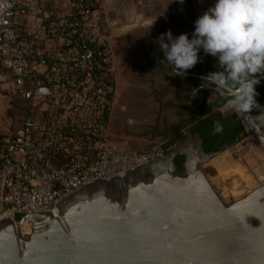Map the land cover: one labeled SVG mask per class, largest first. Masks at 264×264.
I'll use <instances>...</instances> for the list:
<instances>
[{
  "label": "water",
  "instance_id": "water-1",
  "mask_svg": "<svg viewBox=\"0 0 264 264\" xmlns=\"http://www.w3.org/2000/svg\"><path fill=\"white\" fill-rule=\"evenodd\" d=\"M172 1L184 25L173 35L194 29L189 1ZM238 117L237 141L250 133L264 153V106ZM228 147L205 152L188 130L163 157L59 199L57 216L39 210L0 220V264H264V183L225 204L203 170Z\"/></svg>",
  "mask_w": 264,
  "mask_h": 264
},
{
  "label": "built area",
  "instance_id": "built-area-1",
  "mask_svg": "<svg viewBox=\"0 0 264 264\" xmlns=\"http://www.w3.org/2000/svg\"><path fill=\"white\" fill-rule=\"evenodd\" d=\"M19 1L0 0V66L11 76L9 82L13 88L10 91L22 87L28 73H45L54 83V88L36 82L32 89L23 93L24 97L30 101L33 109L42 111L49 110L46 106L52 103L54 107L65 106L60 102L65 100L62 96L66 92L55 95L61 96L60 101L52 100L55 97L53 93L60 86L61 73L63 75L67 69L76 68L86 74L81 91H91L97 96L95 100L81 98L79 102L75 95L70 101L72 107L75 106L71 108L72 120L83 129H89L92 136H105L107 123L91 124L89 118L91 113H101L99 107H104L101 95L113 88L111 72L100 76L92 74L95 51L90 43L99 38L91 17L98 0H56L58 10L63 13H54L56 18L48 23L42 36L21 29L22 18L28 14L30 7L26 1L22 0V4ZM190 1L195 12L200 13L215 2ZM71 35H74L75 46L65 52L63 46L71 42ZM48 58L56 61L50 70L46 62ZM82 103L84 105L79 108ZM233 111L238 115L239 112ZM61 119L62 122L63 116ZM58 126L55 122L47 124V121L29 115L22 128L4 141V148L0 151V220H13L16 212H58L56 206L59 199L94 182V179L109 180L115 175L123 176L126 170L159 159L166 153L162 144H152L140 151L119 152L108 139H104L96 146L93 161L78 156L71 164L55 165L49 162L48 156L52 150L63 145L57 132ZM255 143V137L246 133L237 141L236 149L240 151ZM74 146L71 149L73 153L78 149V142Z\"/></svg>",
  "mask_w": 264,
  "mask_h": 264
},
{
  "label": "rangeland",
  "instance_id": "rangeland-1",
  "mask_svg": "<svg viewBox=\"0 0 264 264\" xmlns=\"http://www.w3.org/2000/svg\"><path fill=\"white\" fill-rule=\"evenodd\" d=\"M106 5L108 13L111 14L110 19H114L115 24L112 22L111 28L99 27L98 38L102 42H106L107 46H110L108 50L113 52L114 56H118L120 61L123 60L121 57L124 55L126 57L147 55L149 50L146 45H154V41L157 40L160 34L166 32V28L175 33L184 27L182 21L172 20L177 15L172 0H108ZM109 10L113 12L111 13ZM196 13L197 16L203 14L199 11H196ZM101 17L105 19L104 15ZM100 22L104 23L101 20ZM192 31L187 33L190 34ZM181 33H185V31L179 34ZM131 42H139V44L134 46ZM121 51L124 54L120 55ZM5 75V79L9 82L11 76L8 71ZM5 75L0 72V77ZM124 76L125 79L128 78L129 73L127 75L125 73ZM136 76V80L130 81L126 85L129 88L132 86V89L136 91H141L143 97L154 99L156 110L153 112H155L158 124H160V121L165 123L166 119L176 122V119L186 112L178 111L174 107L177 104L175 100L176 91L167 90L172 86L169 83L171 76L166 75L163 77L160 73L153 75L149 72H141ZM150 76L151 79L149 80ZM0 83L2 84L3 81L0 80ZM176 86H185L187 88V84L182 82L173 84L174 88ZM153 88L156 91H151ZM160 89H163L165 93L163 104L161 103L162 91H158ZM1 91H5L7 94L0 93V149L3 147L4 141L18 131L22 125L23 116L20 108L21 102H13L14 96L9 89H1ZM183 92L187 93V91ZM168 96L171 97L172 103H168L166 99ZM212 96L213 93L211 91L205 90L204 93H200L199 100L208 99ZM180 102L186 104L182 97ZM225 106H227V103ZM219 111L228 113L233 111V109L224 107L220 108ZM186 113L184 121L187 122L191 117ZM153 144H162V142ZM236 146L237 142L225 149L224 153L218 154L219 156L223 155L220 159L214 156L213 159H210L203 166V170L211 185L225 204L233 202L246 194V192L264 183V153L259 145L255 143L244 147L240 151L236 149ZM218 155L216 156L218 157ZM224 157L228 160H224ZM214 159H218L217 166L224 168L222 171H211L213 169L211 164L214 163L212 162Z\"/></svg>",
  "mask_w": 264,
  "mask_h": 264
},
{
  "label": "trees",
  "instance_id": "trees-1",
  "mask_svg": "<svg viewBox=\"0 0 264 264\" xmlns=\"http://www.w3.org/2000/svg\"><path fill=\"white\" fill-rule=\"evenodd\" d=\"M191 3L190 0H188ZM191 5L190 9V16L192 20H196L198 18L195 10ZM176 17V18H175ZM172 20H180L181 19L176 15ZM193 30L190 28L189 30L185 31V33ZM166 31L168 29L166 28ZM180 35V34H178ZM177 35V36H178ZM74 35H71L69 44H65L63 46V50L67 52L70 49H73L75 46V41L73 40ZM92 48L94 49L95 53V64L93 75L100 76L103 73L110 74L111 71V63L109 61V54L107 47L104 42L100 40H95L94 42L90 43ZM162 53V52H161ZM163 57V54H162ZM200 61L190 70H187L188 73H194L202 76H207L210 72L219 70L215 65L217 61L214 57L206 56L201 51L200 53ZM48 63V70L55 64V59L48 58L46 59ZM1 73H7L6 70H3ZM256 76L260 75L255 74ZM86 77L85 73L78 71L76 68L74 69H67L63 75L61 73L60 78V86L55 89L53 95H58L59 93L66 92L62 98L65 99L64 101L60 102L61 104H65V106L60 107L59 105L54 107L52 111L50 110H38L33 109L30 101L26 99L23 93L29 89H32L36 82H40L42 85L53 87V82L49 80L44 74H36L33 72L28 73L27 77L24 79V84L22 87L17 88L14 91H10L13 96V102H21L20 108L22 110V125L18 129V131L22 128L24 120L27 116L33 115L34 117H39L43 121H47V124L51 122H55L58 124L57 132L61 135V140L63 142L62 147L59 149H54L50 152L48 156V160L50 163L55 165H64V164H71L72 160L78 156L86 157L87 161H93L94 156L96 154L99 142L107 139L106 135H98L92 136L89 129H83L78 123L72 120V111L75 106L72 107L71 102L72 98L76 95L79 99V102L82 99H91L95 100L96 94L91 93V91L83 92L81 91L82 82ZM178 83L182 82L187 84V87L191 88L194 87L196 90L195 95L193 97L192 106L194 109L195 115H197L200 119L192 124L188 129L192 134L197 133L203 141V149L205 152L216 151L224 146H231L236 143L239 135L243 132V125L241 120L239 119L238 115L234 111H230L228 113H222L219 111V108L228 102L229 97H225L221 93H218L213 90H208L213 93V96L199 100L200 93H204L206 89L198 88L202 85H207V82H203L201 79L192 78V77H182V76H175ZM110 85V83H109ZM111 87V85H110ZM214 87V86H213ZM66 90V91H63ZM256 96L255 101L250 104V108L254 113H258L261 108L264 106V81L259 83L255 87ZM2 94H7L5 91H1ZM10 93V94H11ZM104 100V107H99L100 114L90 115V123L97 124L105 121L107 123L108 112L112 103L113 99V88L111 87L110 91L105 92L101 95ZM60 101L61 96L53 97L52 100ZM53 104V103H52ZM82 105L78 106L81 108ZM79 110V109H78ZM95 110V109H94ZM190 117H193V113L188 111ZM61 116H63V121L61 122ZM190 121V119L188 120ZM219 121V123L223 126L221 132L213 133V122ZM61 122V123H60ZM186 121H182L185 123ZM86 130L88 132H86ZM182 136L179 134L169 140L167 143H162V147L165 152H168L172 146L176 143V141ZM78 142V149L73 150L74 153L71 151L75 146V143ZM3 147L0 149L3 150ZM67 149L68 151H65ZM79 158V159H81ZM183 160L182 156H176L175 162L177 165L180 166ZM18 219V217H16Z\"/></svg>",
  "mask_w": 264,
  "mask_h": 264
},
{
  "label": "clouds",
  "instance_id": "clouds-1",
  "mask_svg": "<svg viewBox=\"0 0 264 264\" xmlns=\"http://www.w3.org/2000/svg\"><path fill=\"white\" fill-rule=\"evenodd\" d=\"M183 3V0H180ZM159 51L175 72L184 76L201 59L214 57L219 70L202 77L207 87L229 97L227 107L248 111L255 101V86L264 77V0H215L194 21L189 33L174 36L171 30L156 40ZM213 133L221 132L219 121Z\"/></svg>",
  "mask_w": 264,
  "mask_h": 264
},
{
  "label": "crops",
  "instance_id": "crops-1",
  "mask_svg": "<svg viewBox=\"0 0 264 264\" xmlns=\"http://www.w3.org/2000/svg\"><path fill=\"white\" fill-rule=\"evenodd\" d=\"M24 1H26V4L30 7V10L28 14L22 18L21 29L27 33L35 32L42 36L45 34L44 32L48 26V23L56 18L54 13H63L62 10H58L56 0ZM20 2L22 4V0L19 1V3ZM107 2L108 0H98L93 10L91 23L95 25L97 29L103 26L111 28L112 22L115 24V20L110 19L111 14L108 13L106 5ZM110 12L112 13L113 11ZM102 15L105 16V19L101 17ZM100 20L104 23H101ZM39 43H42V41ZM104 43L108 50L110 46H107L106 42ZM131 43L134 46L139 44V42ZM146 47L149 50L147 55L137 57H126V55H124L121 57L123 59L122 61H120L118 56H114L113 52L108 50L113 79V99L108 112L105 135L113 147L119 152L140 151L148 148L151 144L156 142L167 143L175 136L179 134L183 135L185 132L186 125L188 123V121L182 123V121L185 119V113L187 112L186 114H189L188 111H191L193 115H195L192 106L193 97L196 92L195 88L192 87L191 90L189 87L185 88V86H176L174 88L173 84L175 85L178 82L175 78L176 74L172 73L171 75L172 71L170 66L166 61L163 60L162 53L159 51V46L156 43V40L154 41V45H146ZM40 50H42V46H40ZM122 54L124 53L121 51L120 55ZM141 72H149L153 75L160 73L163 75V77L166 75L171 76V79H169L170 81H168L172 84V86L167 90L176 91L175 100L177 101V104L174 107L178 111H186L184 114H182V116H179L176 119V122L166 119L165 123L164 121H160V124H158L154 114L155 112H153L156 110L154 99L143 97L141 91H136L132 89V86L129 88L126 85L130 81L136 80V75L140 74ZM125 73L126 75L129 73V76L126 79L124 76ZM5 77L6 75L0 77V80L3 81L2 84L0 83L1 89H9L10 91V89L13 88L12 84L11 82H7ZM150 79L151 76L149 80ZM151 91H156V89L153 88ZM158 91H162L161 103L163 104L165 93L163 89ZM183 91H187V93H184ZM181 97L186 101V104L182 103L183 101L180 102ZM166 99L168 100V103H172L171 97L168 96ZM225 105L226 104L222 105L220 108H227ZM46 107L52 111L54 105L50 104ZM151 112L153 113L151 114ZM222 156L223 155L221 154L220 156L218 155V157L215 156V158L220 159ZM218 159H214L215 161H212L214 163L211 164L213 166L211 171H222L224 169L217 166ZM225 159L227 158L224 157V160Z\"/></svg>",
  "mask_w": 264,
  "mask_h": 264
},
{
  "label": "flooded vegetation",
  "instance_id": "flooded-vegetation-1",
  "mask_svg": "<svg viewBox=\"0 0 264 264\" xmlns=\"http://www.w3.org/2000/svg\"><path fill=\"white\" fill-rule=\"evenodd\" d=\"M208 85H202V86H200V87H198V88H203V89H206V90H213V88L214 87H208V88H206ZM197 89H195V91H196ZM219 93V92H218ZM225 96V95H224ZM225 97H227V96H225ZM194 119H195V115H193V117H191V119H190V121H188V123H187V125H186V130L185 131H188L189 129V127L192 125V123H193V121H194ZM190 131V130H189ZM196 134V133H195ZM246 135V133H244L243 135H242V137H244ZM241 137V138H242Z\"/></svg>",
  "mask_w": 264,
  "mask_h": 264
},
{
  "label": "bare ground",
  "instance_id": "bare-ground-1",
  "mask_svg": "<svg viewBox=\"0 0 264 264\" xmlns=\"http://www.w3.org/2000/svg\"><path fill=\"white\" fill-rule=\"evenodd\" d=\"M220 153H222V152H220ZM220 153H218V154H220ZM218 154H217V155H218ZM213 158H214V157H213ZM213 158H211V159H213ZM262 184H263V183H262ZM251 190H252V189H251ZM251 190H250V191H251ZM246 193H247V192H246ZM238 199H239V198H238ZM54 214H55L56 216L59 215L58 212H54Z\"/></svg>",
  "mask_w": 264,
  "mask_h": 264
}]
</instances>
